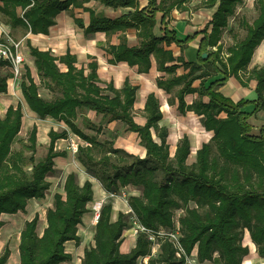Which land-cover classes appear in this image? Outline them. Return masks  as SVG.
<instances>
[{
    "label": "trees",
    "instance_id": "1",
    "mask_svg": "<svg viewBox=\"0 0 264 264\" xmlns=\"http://www.w3.org/2000/svg\"><path fill=\"white\" fill-rule=\"evenodd\" d=\"M86 1L89 0H0V10L13 26L22 25L32 33L48 34L62 10L71 4L82 6ZM99 1L114 7L134 4L132 0ZM182 1L149 0L146 7L116 18L87 8L90 11L89 24L85 26L79 18L76 21L85 33L105 31L110 34L137 28L141 37L138 44L129 46L127 41H122L109 45L106 51L113 55V63L126 62L136 66L139 73L150 71L154 59L159 70L169 73L167 77L157 79L158 87L169 92L181 85L177 91L179 111L190 110L202 116L205 128L214 132L211 139L197 150L196 161L187 163L191 152L187 135L180 139L172 155L167 142L168 129L160 125L163 112L154 92L148 94L145 102L146 122L139 124L133 114L136 85L126 80L122 88H116L112 82L102 86L95 60L90 61L88 67L77 66V56L69 49L64 54L54 55L32 46L31 54L37 68L59 94L52 98L43 97L28 68L26 77L20 82L23 99L39 118L50 117L62 121L66 127L49 130L45 157L33 162L31 156V170L28 171L24 167V152L12 149L21 130L23 106L19 102L6 110L0 118V215L25 211L29 199L45 196L51 185L47 176L56 171L55 158L67 155L66 151L56 150V141L68 138L73 132L88 141V144L78 145V161L103 189L120 195V189L126 185L138 186L141 193L131 195L129 205L147 229L170 232L178 220L180 240L186 254L196 250L200 261L215 264H242L249 254V247L243 243L245 230H248L258 254L264 258V124L259 133L254 134L248 121L252 113L264 109V63L255 65L247 76L248 80L256 81L255 99L241 98L234 102L217 89L231 76L244 81L240 72L250 64L256 48L264 40V0H256L257 16L252 22L243 21L246 33L226 56L222 54V32L228 25L229 14L243 0H204L205 6L215 10L201 31L203 36L196 60L175 56L172 49L164 46L176 43L183 50L186 43L199 35L195 32L179 39L176 31L165 24V18ZM18 8H21V14H18ZM158 12L162 13L161 36L154 33ZM203 53L207 54L206 57L202 56ZM182 65L187 71L177 74ZM0 68L7 69L6 61L0 60ZM9 78V71L0 73V94L8 91ZM196 79H201L200 85L193 87ZM195 91L199 93V99L188 104L185 93ZM251 103L255 105L254 111H244L243 108ZM88 110L101 115L100 122L121 121L127 131L137 132L140 144L146 148V156L140 157L116 147L114 139L101 140L98 135L101 126L93 123L86 112ZM80 114L84 125L93 129L95 134L81 129L78 123ZM152 129L160 141L154 139ZM29 139L35 148L36 126ZM63 190L64 194H55V207L47 209L46 225L41 234L37 232L39 213L25 221L19 242L22 264H61L73 259L66 243L74 240L79 244L81 241L78 226L90 211L88 203L94 198L93 182L87 178L80 184L77 172L72 171L65 178ZM112 198L101 205L95 224L94 245L84 250L79 264H137L140 257L147 256L148 264L185 262V255H176V248L168 237H158L154 242L146 231L137 234L130 251H122L123 232L129 224L125 212H119L117 218L112 219ZM177 209L184 212L175 218ZM4 223L0 218V228ZM155 243L159 244V250L154 255ZM9 254L10 250L6 248L0 256V264H6Z\"/></svg>",
    "mask_w": 264,
    "mask_h": 264
},
{
    "label": "rangeland",
    "instance_id": "2",
    "mask_svg": "<svg viewBox=\"0 0 264 264\" xmlns=\"http://www.w3.org/2000/svg\"><path fill=\"white\" fill-rule=\"evenodd\" d=\"M204 0H185L187 3V8H190L191 11L196 12L199 11L200 8L206 7L204 5ZM194 3L190 6V3ZM209 8V7H207ZM211 10V9H210ZM208 12V11H205ZM258 14V8L256 4V0H243L240 4H238L233 12L229 14L228 17V25L223 29L222 36H221V44L223 47L222 54L226 56L231 47L241 38L244 37L246 33V28L243 24V21L252 22L253 19ZM210 15V13H209ZM208 16V13H207ZM10 19L8 16H6L1 10H0V23L2 26L10 32V34L16 38L23 41L24 44V53L26 55V70L29 68L31 76H33L34 80L39 85V93L46 98H52L59 94V91L54 86H50V81L45 76V74L37 68V65L35 64L34 57L31 54V47L37 46L42 50H48L52 52L55 55H60L64 50V45H62V48H57L58 45H53L48 38L41 37L39 38L37 35H29L27 32V29L22 26L18 25L14 27L10 23ZM130 35L134 34V29ZM126 31V30H125ZM125 35V34H123ZM109 39V38H108ZM111 39L106 41L108 43ZM264 41V40H263ZM262 41V42H263ZM130 42H136V38L130 39ZM261 42V44H262ZM103 44L105 42L103 41ZM260 44V45H261ZM260 45L256 48L255 53L258 51V48H260ZM53 47L56 48V50L53 49ZM103 45H101L99 48L103 49ZM215 49V46L214 48ZM178 50V47L176 48ZM196 49H193L191 47L186 48V57H188V60H196ZM254 53V55H255ZM88 58H79L77 61V65H85L89 60ZM253 64V61L250 62L249 65L243 67V69L240 72V76L242 77V81L240 78L232 77L234 78V82L240 81L244 84V86H248L251 80H248L247 76L250 69V66ZM104 70L103 68H99V71L101 72V85L104 86L110 77H108V80L105 79V74L102 72ZM89 71V70H88ZM8 72V69L6 68H0V73L5 74ZM26 77V73L22 76V79ZM21 79V80H22ZM21 82V81H20ZM19 82V83H20ZM52 84V83H51ZM247 91V90H246ZM22 104L23 108V117H22V126L21 130L18 133V135L15 137L13 143H12V149L14 151H22L24 152V155L26 156V164L25 169L30 171L31 170V161L30 157L32 156L34 161L37 162L43 157H45L47 151H48V145H49V138H48V132L51 128L62 130L65 127V124L62 121L55 120L53 118H46L41 119L38 117V115L30 110V108L27 106L25 100L23 99V96L21 94L20 90V84H15L8 87V91L5 93L0 94V118H2L6 112V110L10 106H16L18 103ZM137 108H134V116L137 121L142 120L143 110L140 109V106L138 103L136 104ZM90 119L93 121V123H97V126H101V132H99V138L103 141L105 140H115V146L116 144H122L127 139V130L126 126L121 121H113V122H103L101 121V115H96L94 111H86ZM173 113V114H172ZM173 115H177V119L179 118L182 123V121L188 120V117L183 115L178 108H175L171 111L170 115L167 118V120H173L172 123V134L169 138V142L173 144L177 139L178 136L181 133L180 129H175L174 123L176 124V118ZM200 119V118H197ZM175 121V122H174ZM84 119L83 116L80 114L78 117V123L82 130L89 134H95V131L93 129H89L84 125ZM198 123H200V120H197ZM168 123V121H167ZM36 126L37 127V141L35 148L31 146V141L29 139L30 132L32 128ZM71 136H69L66 141H57V147L62 146V148L67 149V155L64 157H56L55 158V168L56 171L53 173H50L47 176V179L50 181L51 185L49 189L46 191V194L44 197H36L31 198L28 201L27 207L25 211H17L13 215H3L5 217V226H3L4 229L7 230V233H3V237L0 241V250L2 249V252L5 250V248L10 249V255H9V261L12 262L17 258L16 249L20 242V232L24 227L25 221L27 219H30L34 216L35 213H39V223L37 227V232L39 234L42 233V230L44 226L46 225V212L47 209L50 207H55V194L57 192H61L64 194V182L65 178L71 170L77 172L79 182H84L85 179L90 178L93 182V188H94V198L91 202L88 203V208L90 211L86 216H83L82 223L78 226V234L81 237V241L79 244H76L74 240L68 241L66 243V248L68 251H70L73 255V259L69 262V264H79L81 261V258L84 256V250L86 248H90L94 245V234H95V224H96V213L99 211L101 205L105 203L108 198L109 192L105 191L106 196L102 195V192L97 187L102 186L101 183L96 179L89 176V174L86 173L84 167L81 165V163L78 161V145L80 143L82 144H88V141L83 140L81 137L78 139V137L71 132ZM122 135H125V138H121ZM75 138V139H74ZM79 141V142H78ZM59 142V143H58ZM121 142V143H119ZM124 145V143H123ZM171 152L173 153V149L171 147ZM214 151H216V148L214 147ZM213 151V152H214ZM135 155L140 157H145L141 154V152H134ZM189 162H192V157L189 159ZM121 194L122 196L119 197V204H117V198L113 199V210H112V219H116L119 212H125L126 218L128 220L129 227L126 228L123 232V239L121 244V250H131L132 245V237L131 235L134 234V236L137 238V235L134 233L135 226L132 214L130 213V205H129V197L131 195L140 194L141 190L138 188V186L134 185H126L122 187ZM105 196V197H104ZM125 196V198L123 197ZM192 206L194 205L193 202L190 203ZM126 210V211H122ZM182 209H177L175 211V218L177 216H180L183 214ZM246 233V230H245ZM245 233L243 237V243L245 244ZM131 234V235H129ZM130 238V240H129ZM19 249V248H18ZM157 251L159 250V246H156L155 248ZM196 255V250L190 254V256ZM217 256V253L215 254Z\"/></svg>",
    "mask_w": 264,
    "mask_h": 264
},
{
    "label": "crops",
    "instance_id": "3",
    "mask_svg": "<svg viewBox=\"0 0 264 264\" xmlns=\"http://www.w3.org/2000/svg\"><path fill=\"white\" fill-rule=\"evenodd\" d=\"M134 2L133 5H125V6H111V5H105L101 3L99 0H89L83 3L82 6H74L73 4L70 5L68 9L62 10L56 17V23L52 25L49 28V33L44 34V33H32L27 30L29 35H37L39 38L41 37H46L49 39V41L53 45H58L57 48H62V45H64V50L63 52L65 53L68 49L77 56V61L79 58H89V60L85 65V67H88V63L92 60H95L98 63V73L100 75L99 68H103L102 72L106 75L105 79L108 80V77L110 79L108 82L105 84L107 85L108 83L112 82L116 88H122L124 86V83L126 80H128L131 84L136 85L138 88L136 90V99L134 103V108H137V103L140 105V109L143 110L144 113V106L145 102L147 100V96L149 93L154 92L156 96L159 99L160 102V108L163 112V118L160 121L161 126H166L168 129V136H167V142L169 143L170 146V151L171 147L173 149L174 154L177 144L180 141V139L184 136L187 135L190 139V145H191V152L190 155L187 158V163L191 164L192 162L196 161L197 157V150L202 146L204 142H208L211 137L213 136L214 132L213 130H207L204 126V118L198 114H196L193 111L186 110L183 115L186 114L188 117V120L186 121H180V119H177V115L175 116L176 124L174 123L175 129H180L181 133L178 136V139L171 144L169 141V138L172 134V124L171 126L169 125L172 123L171 120H167L166 117H168L171 113V111L175 108H178V95L177 91L181 87V85H176L171 91L167 92L165 89L158 87L157 85V79L161 77H167L169 75L168 72L159 70L157 68V63L154 61L153 67L150 69V71L146 73H139L137 70L136 66H130L126 62H116L113 63L111 61V58H113V55L108 53L107 48L111 44H119L122 41H127L129 46L136 45L140 42L141 37L138 36L137 28L132 27L128 28L126 31H116L110 34H107L105 31H97L94 33H85L84 28L81 27L76 19H82L85 26H87L90 22V11L87 8H92L96 12H102L104 13L105 16L110 17V18H116L119 17L125 13H128L130 11H134L136 8L142 9L147 6L149 0H132ZM159 1V0H158ZM190 3V2H189ZM1 4V2H0ZM194 3H190V6L193 5ZM187 3L185 0H183L180 4L179 7H174L170 14L165 18V24L167 25L168 28L174 29L176 31L177 37L179 39H184L188 35H193L195 32H199V35H197L193 40L189 41L188 43L185 44V47L183 50L179 45L176 43H172L170 46H167L164 44L166 48L172 49L173 54L175 56H183L185 60H188V57H186V48L191 47L193 49H196L197 51L199 47V43L201 41V38L203 36V33L201 32L205 26L209 23L210 19L212 18V14L215 10L213 7L207 8V6L204 8H200L199 11L193 12L190 10V8H187ZM86 7V8H85ZM211 9V10H210ZM208 11V12H205ZM21 8H18V14H21ZM208 13V16H207ZM210 13V15H209ZM161 17L162 13L158 12L156 15L157 18V23L154 26V33L156 36H161L162 35V24H161ZM11 23V22H10ZM12 24V23H11ZM16 27V26H14ZM134 29V34L130 35ZM125 34V35H123ZM111 39L108 43L109 39ZM135 39L136 42H130V39ZM103 41L105 44H103ZM103 45V49H100L99 47ZM178 47V50L176 48ZM214 48V47H212ZM216 48V47H215ZM54 50H56L55 47H53ZM259 49V48H258ZM42 50V49H41ZM48 51V50H46ZM50 52V51H49ZM52 53V52H51ZM62 53V54H64ZM264 53V52H263ZM53 54V53H52ZM55 55V54H54ZM61 55V54H60ZM254 57V55H253ZM253 64L250 66V69L253 68L255 65H262L264 63V54L261 56V60L258 62H255L253 60ZM77 65V62H76ZM78 66V65H77ZM82 66V65H80ZM89 69L87 68V72ZM187 69L185 67L179 66L177 69V74H181L183 72H186ZM221 76V75H220ZM218 76V77H220ZM234 76L229 77L225 82L217 86V89L220 90L224 95L230 97L234 102L239 101L241 98L244 99H255L257 97V93L255 91V86H256V81L251 80L248 86H244L243 83H241L239 80L234 82ZM201 79H196L194 80L192 86L193 87H198L200 85ZM104 85V86H105ZM247 90V91H246ZM200 95L197 91L195 92H187L184 95V99L186 102L192 103L194 100L199 99ZM204 100H207V97H203ZM168 105V108L165 110L164 105ZM133 108V112H134ZM255 105L253 103L246 105L243 110L247 112H252L254 111ZM179 110V109H178ZM93 111V110H90ZM95 112V111H94ZM96 114V113H95ZM173 114V113H172ZM200 118V119H197ZM134 119L137 123L139 124H144L146 122V117L144 114L142 115V120L139 122L136 120L135 116ZM179 120V121H178ZM197 120H200V123L197 122ZM168 121V123H167ZM249 123L252 125V133L257 134L260 131L261 126L264 124V109H259L252 113V115L248 119ZM113 122V121H112ZM175 122V121H174ZM66 127V125H65ZM64 127V128H65ZM57 130V129H56ZM153 132V137L156 141H160V138L158 137L156 131L152 129ZM71 133V132H70ZM75 134V133H74ZM78 139L80 138L77 134H75ZM69 136H71L69 134ZM127 139L126 141L123 142L122 144H116V147H122L129 152H136L131 146L133 144L136 145H141L140 144V138L138 137V133L134 131H127ZM125 135H122V139L126 137ZM49 138V137H48ZM69 138V137H68ZM68 138H60L57 141H66ZM75 139V138H74ZM56 141V144H57ZM79 142V141H78ZM59 143V142H58ZM121 143V142H119ZM142 146V149L144 150V153H146V148ZM56 150L58 151H68L65 148H62V146L56 145ZM140 151V150H139ZM141 152V151H140ZM142 153V152H141ZM58 157H64V156H58ZM192 157V162H189L190 158ZM71 170L70 172H72ZM68 172V173H70ZM86 180V179H85ZM84 180V181H85ZM84 182L80 183L83 184ZM102 187V186H101ZM103 188V187H102ZM106 196V193H105ZM104 196V197H105ZM117 204H119V198H117ZM126 211V210H122ZM15 213V212H14ZM14 213H2L0 215V218L4 220L3 215H13ZM86 216V215H84ZM31 219V218H30ZM5 221V220H4ZM5 226V223L4 225ZM3 226L0 228V241L3 237V233L6 234L7 230L4 229L3 231ZM21 234V232H20ZM248 234L249 240H246V235ZM131 235V234H129ZM132 237V245L133 247L136 243V237L131 235ZM20 239V238H19ZM130 240V238H129ZM245 245L249 247V254L244 257L242 264H264V258H262L258 252L256 245L252 241L249 231L246 230L245 233ZM19 245L17 246L16 252L17 255H19ZM6 249V248H5ZM10 250V249H9ZM5 251V250H4ZM2 252V249L0 250V256L4 253ZM129 250H126L125 252H128ZM10 255V254H9ZM70 261L68 262H62L61 264H69ZM6 264H22L20 261V255L17 256L15 260L12 262L8 260Z\"/></svg>",
    "mask_w": 264,
    "mask_h": 264
},
{
    "label": "built area",
    "instance_id": "4",
    "mask_svg": "<svg viewBox=\"0 0 264 264\" xmlns=\"http://www.w3.org/2000/svg\"><path fill=\"white\" fill-rule=\"evenodd\" d=\"M24 44L20 39L14 38L10 32H8L0 23V60H4L7 63V69L10 73V78L8 80L9 86L20 84L19 82L22 79V76L26 73V55L24 53ZM78 149V148H76ZM119 198L122 194L109 193L108 197ZM125 198V196H123ZM130 213L132 214V219L135 226L134 233L137 235L140 231H146L148 233L149 239L156 242L157 238L168 237V239L173 243L176 248V255L181 257L185 255V262L183 264H215L211 261L205 260L200 261L196 252L195 256L187 255L182 242L180 240V225L178 220L175 222L174 230L166 232L162 229L158 231H152L147 229L143 224L139 222V219L133 209L130 207ZM99 217V211L96 213V220ZM156 246H159L158 243L152 248V254H157ZM194 252V251H193ZM147 257H140L137 264H148Z\"/></svg>",
    "mask_w": 264,
    "mask_h": 264
},
{
    "label": "bare ground",
    "instance_id": "5",
    "mask_svg": "<svg viewBox=\"0 0 264 264\" xmlns=\"http://www.w3.org/2000/svg\"><path fill=\"white\" fill-rule=\"evenodd\" d=\"M264 41L262 42V44L260 45V48L258 49V51L255 53L254 57H253V60L255 62H258L261 60V56L264 54ZM168 108V105H164V109L166 110ZM131 148H133L136 152H142L141 154L144 156V150L142 149V146L141 145H136V144H133V146H131ZM140 150V151H139ZM100 191L102 192V195H105V191L104 189L101 187V186H97ZM246 240H249V237H248V234L246 235Z\"/></svg>",
    "mask_w": 264,
    "mask_h": 264
},
{
    "label": "water",
    "instance_id": "6",
    "mask_svg": "<svg viewBox=\"0 0 264 264\" xmlns=\"http://www.w3.org/2000/svg\"><path fill=\"white\" fill-rule=\"evenodd\" d=\"M206 55H207L206 53H203V54H202L203 57H206Z\"/></svg>",
    "mask_w": 264,
    "mask_h": 264
}]
</instances>
